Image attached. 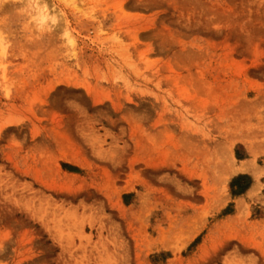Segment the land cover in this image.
<instances>
[{
  "label": "rangeland",
  "instance_id": "374dc122",
  "mask_svg": "<svg viewBox=\"0 0 264 264\" xmlns=\"http://www.w3.org/2000/svg\"><path fill=\"white\" fill-rule=\"evenodd\" d=\"M237 144L264 174V0H0V264H264Z\"/></svg>",
  "mask_w": 264,
  "mask_h": 264
},
{
  "label": "crops",
  "instance_id": "0c3cea01",
  "mask_svg": "<svg viewBox=\"0 0 264 264\" xmlns=\"http://www.w3.org/2000/svg\"><path fill=\"white\" fill-rule=\"evenodd\" d=\"M254 155V154H253ZM232 157L235 161V169L241 165H245L247 170L244 172H237L227 182V190L231 197H246L250 194L264 191V185L261 180L264 174H261V170L257 169V164L253 163L251 147L245 144H237L232 149ZM234 169V168H232ZM245 176L249 179L250 183L248 188L240 195L233 196L232 192L236 191V187L230 188V183L234 177Z\"/></svg>",
  "mask_w": 264,
  "mask_h": 264
},
{
  "label": "trees",
  "instance_id": "16d2710c",
  "mask_svg": "<svg viewBox=\"0 0 264 264\" xmlns=\"http://www.w3.org/2000/svg\"><path fill=\"white\" fill-rule=\"evenodd\" d=\"M243 182V183H241ZM249 179L245 176H238L232 179L230 188L236 187V191L232 192L233 196L242 194L249 186Z\"/></svg>",
  "mask_w": 264,
  "mask_h": 264
},
{
  "label": "bare ground",
  "instance_id": "6f19581e",
  "mask_svg": "<svg viewBox=\"0 0 264 264\" xmlns=\"http://www.w3.org/2000/svg\"><path fill=\"white\" fill-rule=\"evenodd\" d=\"M247 170V167L245 166V165H241V166H239L238 168H234V169H230V171L226 174V179H225V181L226 180H228L233 174H235V173H237V172H244V171H246ZM240 201H242V200H240ZM238 202H239V199H238ZM241 203V202H240ZM243 205V204H242ZM238 207V208H237ZM242 207V210H243V207H244V205L243 206H241L240 204H239V206L237 205L236 206V209L238 210V209H240ZM238 213H239V211H238Z\"/></svg>",
  "mask_w": 264,
  "mask_h": 264
}]
</instances>
